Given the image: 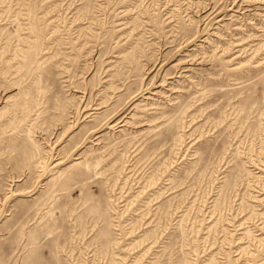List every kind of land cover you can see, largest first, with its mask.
<instances>
[{
	"label": "rangeland",
	"instance_id": "1",
	"mask_svg": "<svg viewBox=\"0 0 264 264\" xmlns=\"http://www.w3.org/2000/svg\"><path fill=\"white\" fill-rule=\"evenodd\" d=\"M0 264H264V0H0Z\"/></svg>",
	"mask_w": 264,
	"mask_h": 264
}]
</instances>
